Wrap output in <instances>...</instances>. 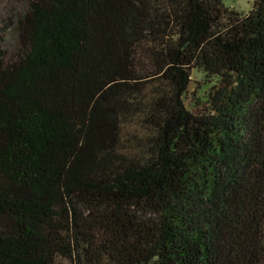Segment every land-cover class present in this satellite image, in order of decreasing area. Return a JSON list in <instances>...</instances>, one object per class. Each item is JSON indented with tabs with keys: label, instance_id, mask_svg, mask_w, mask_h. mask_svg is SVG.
<instances>
[{
	"label": "trees",
	"instance_id": "16d2710c",
	"mask_svg": "<svg viewBox=\"0 0 264 264\" xmlns=\"http://www.w3.org/2000/svg\"><path fill=\"white\" fill-rule=\"evenodd\" d=\"M60 260L264 264V0H0V264Z\"/></svg>",
	"mask_w": 264,
	"mask_h": 264
},
{
	"label": "rangeland",
	"instance_id": "374dc122",
	"mask_svg": "<svg viewBox=\"0 0 264 264\" xmlns=\"http://www.w3.org/2000/svg\"><path fill=\"white\" fill-rule=\"evenodd\" d=\"M223 4L234 11L246 14L254 0H222ZM209 81V82H208ZM214 84V80H209L204 77V74L192 70L190 73V84L184 95L183 102L186 108L190 111L196 112L201 109L202 103L206 97L207 89ZM57 264H69L66 261L60 260Z\"/></svg>",
	"mask_w": 264,
	"mask_h": 264
}]
</instances>
